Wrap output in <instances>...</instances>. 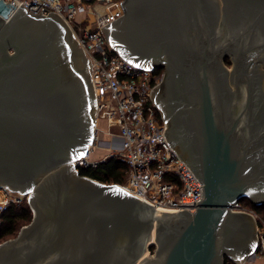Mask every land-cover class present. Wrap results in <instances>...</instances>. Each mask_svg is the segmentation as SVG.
<instances>
[{
    "label": "water",
    "instance_id": "1",
    "mask_svg": "<svg viewBox=\"0 0 264 264\" xmlns=\"http://www.w3.org/2000/svg\"><path fill=\"white\" fill-rule=\"evenodd\" d=\"M121 4L101 29L128 61L166 69L168 98L155 99L160 84L151 94L203 184L197 210L160 211L80 173L95 128L92 63L56 13L12 14L0 0V186L28 194L33 211L0 243V264L241 263L257 246L254 217L234 207L264 204V0Z\"/></svg>",
    "mask_w": 264,
    "mask_h": 264
},
{
    "label": "built area",
    "instance_id": "2",
    "mask_svg": "<svg viewBox=\"0 0 264 264\" xmlns=\"http://www.w3.org/2000/svg\"><path fill=\"white\" fill-rule=\"evenodd\" d=\"M14 9L23 5L32 14L56 13L73 29L92 63V84L96 96L93 142L86 156L76 160L78 169L97 166L116 158L126 166L128 178L120 184L130 194L160 211L194 213L203 194V184L190 166L171 147L164 134L163 112L152 98V90L162 82L155 67L133 64L113 50L101 29L125 14V0H5ZM106 122L107 128L101 126ZM110 136L103 139L100 135ZM121 139L119 143L117 139ZM98 150L105 154L92 159ZM101 158V159H100ZM28 194L0 186V225L12 205ZM250 213L256 222L257 246L241 263L264 261V223L241 203L234 207Z\"/></svg>",
    "mask_w": 264,
    "mask_h": 264
},
{
    "label": "trees",
    "instance_id": "3",
    "mask_svg": "<svg viewBox=\"0 0 264 264\" xmlns=\"http://www.w3.org/2000/svg\"><path fill=\"white\" fill-rule=\"evenodd\" d=\"M155 72L161 75L164 69L159 67ZM101 152L102 155L105 154L104 151ZM79 170L82 175L90 176L106 183L125 184L128 178L125 164L116 158H109L100 162L97 166L81 167ZM241 204L251 208L264 219V204H256L248 198L241 200ZM32 218L33 211L28 201L24 204L12 205L3 215V222L0 225V243L16 237L21 228L29 224ZM226 264L235 263L226 256Z\"/></svg>",
    "mask_w": 264,
    "mask_h": 264
},
{
    "label": "rangeland",
    "instance_id": "4",
    "mask_svg": "<svg viewBox=\"0 0 264 264\" xmlns=\"http://www.w3.org/2000/svg\"><path fill=\"white\" fill-rule=\"evenodd\" d=\"M222 61H223V64H225V66L229 69L227 72H230L231 71V69H232V67H234V62H233V59H232V54L230 53L229 54V56L228 57H226V59H222ZM260 70L262 71V72H264V64H262V65H260ZM101 126L103 127V128H107V126H106V122L105 121H101ZM100 137H103V139H108L109 140V138H110V136H108V135H105V134H101L100 135ZM117 141L119 142V143H121L122 142V140L121 139H117ZM105 152V151H104ZM94 156L92 157V159H96L97 157H101L102 156V152H101V150H98L97 152H95L94 154H93ZM101 159V158H100ZM26 201H28V203H29V199H27V197H25L24 198V200H23V204L24 203H26ZM248 211H250V212H252V213H254V214H256L257 215V217H259L258 219V222L259 223H264V219L261 217V215H259L258 213H256L254 210H252L251 208H249V207H246V206H244ZM15 238V237H14ZM10 239V238H9ZM8 239V240H9ZM152 252H153V250H154V247L153 248H151L150 249ZM230 260L233 262V263H235L236 264V261L234 260V259H232V258H230ZM264 261H259V262H256V263H254V264H264L263 263Z\"/></svg>",
    "mask_w": 264,
    "mask_h": 264
},
{
    "label": "flooded vegetation",
    "instance_id": "5",
    "mask_svg": "<svg viewBox=\"0 0 264 264\" xmlns=\"http://www.w3.org/2000/svg\"><path fill=\"white\" fill-rule=\"evenodd\" d=\"M123 19V18H122ZM121 19V20H122ZM115 27H112L111 29L113 30ZM157 69V68H156ZM164 69V72H163V75H164V73L166 72V69L165 68H163ZM162 81H163V79H162ZM166 97L168 98V93H167V91L164 89V85H162V84H160L158 87H157V89H156V91H155V99L157 98V100H159V101H161L160 99H166ZM169 123V122H168ZM168 134H169V138H170V140H171V136H170V130L168 131Z\"/></svg>",
    "mask_w": 264,
    "mask_h": 264
},
{
    "label": "bare ground",
    "instance_id": "6",
    "mask_svg": "<svg viewBox=\"0 0 264 264\" xmlns=\"http://www.w3.org/2000/svg\"><path fill=\"white\" fill-rule=\"evenodd\" d=\"M152 241L154 242L155 240L153 239Z\"/></svg>",
    "mask_w": 264,
    "mask_h": 264
}]
</instances>
